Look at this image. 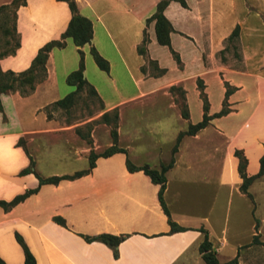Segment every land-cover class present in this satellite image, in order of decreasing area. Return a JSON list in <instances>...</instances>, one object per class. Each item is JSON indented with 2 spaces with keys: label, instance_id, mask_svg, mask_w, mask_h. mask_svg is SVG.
<instances>
[{
  "label": "crops",
  "instance_id": "obj_1",
  "mask_svg": "<svg viewBox=\"0 0 264 264\" xmlns=\"http://www.w3.org/2000/svg\"><path fill=\"white\" fill-rule=\"evenodd\" d=\"M10 1L0 0V6ZM158 1L74 0L91 24L90 44L80 49L82 75L100 99L98 115L116 110L121 124L132 101V147L126 151L95 157L80 175L39 183L38 177L87 169L90 150L100 149L76 130L92 117L66 123L60 109L46 113L74 88L65 82L79 59L69 37L50 48L31 91L0 93V200L30 191L8 208L0 206L3 264H23L15 234L35 264H205L198 249L204 235L218 264L234 257L235 264L248 262L237 256L249 235V205L238 189L234 151L245 159L246 176L258 172L264 148V0H170L162 10L171 26L168 45L156 41L154 20H147ZM69 18L64 0H24L14 10L17 45L0 56V70L26 69L38 48L60 37ZM235 27L237 35L228 42ZM89 46L108 62L107 71L96 66ZM147 60L157 73L141 69ZM170 86L182 90L185 117L169 100ZM200 91L211 117L183 134L171 152L177 134L202 119ZM223 100L226 112L212 116ZM126 158L155 169L172 159L162 195L180 229L170 231L158 184L141 170L129 171ZM239 208L246 213L244 227ZM99 234L123 238L114 247L84 239Z\"/></svg>",
  "mask_w": 264,
  "mask_h": 264
},
{
  "label": "trees",
  "instance_id": "obj_2",
  "mask_svg": "<svg viewBox=\"0 0 264 264\" xmlns=\"http://www.w3.org/2000/svg\"><path fill=\"white\" fill-rule=\"evenodd\" d=\"M23 1L24 0H11L8 4L0 6V16L4 17L5 13H7V12H10V14H11L12 33L13 34H14V25H13L14 10L19 4L23 3ZM64 1H66L67 5H68L69 11H70V18H69V21L66 25V28L60 34V37L58 39L50 40V41L46 42L45 44H43L40 48H38L35 56L31 60L30 65L26 69L19 71V72L1 71L0 70V93H4L7 91H12V90L17 89L22 94H26L33 89L34 83L39 78L42 77V75L44 73V69H45L44 63H45L47 53L50 50V48L61 47L64 44V38L69 37L72 40L73 44L77 48L79 59H78L77 68L75 70L69 72L66 75L65 82H66V84L71 85L74 88L72 91L68 92L66 95L57 99L56 101L52 102L48 107H46L47 116H49V110L50 109H60V110L66 111L70 106H72L74 104L78 93L81 92L82 90L87 91V93L89 95L93 96L94 99L101 105L100 99L97 96L94 88L90 84L87 83V81L84 79V77L82 75L84 64H83V54H82V51L80 48L84 44H90V39H91L90 21L87 18L81 16L77 12L74 0H64ZM169 1L170 0H159L155 5L153 13L150 15V17L147 18V20H154V32H155L156 41L159 44H164V45H168V43H169L168 34L171 31V26H170L169 22L167 21V19L164 17L162 10ZM175 1H178L181 5H184V0H175ZM0 29H3V33H5V34L8 33V29L6 27L0 26ZM236 35H237V28L235 27L231 31L230 35L228 36L227 41L233 43ZM8 40L9 39H6L4 42L7 43ZM145 43H146V37L143 36L141 41H140V44L137 46L138 53H140V54L144 53ZM16 45H17V41L15 40V37H14L12 44L9 45L8 48H6L2 52H0V56L5 55L7 53H11L14 50V48L16 47ZM171 52L174 56V59L176 61H178V57L176 56V54L173 51H171ZM89 53L92 56L94 63L96 64V66L99 69L104 70V71L108 70V62L97 53V51L95 50V48L93 46H89ZM141 69L143 70V68H141ZM229 91L230 90L227 87L225 90V96L228 94ZM200 96H201L202 101H203V103H202V108H203L202 119L195 124L188 125V127L185 131L179 132L177 134L176 139H175V143L171 148V152L175 151L177 142L179 141L180 137L183 134H192L195 131H197L198 129L204 127L205 124L207 123L208 119L211 117V116L206 115L207 101L205 100V97L201 91H200ZM224 104H225V100H223V102H222V108L220 109V111L214 113L212 116H217V115L225 113L226 108L224 107ZM0 109H1V105H0ZM106 115H107L106 112L102 113L103 117H105ZM181 115H182V117H185L186 116V110L181 112ZM116 151L124 152L125 150L122 148H110V149H108L105 152L100 153V154L94 153V152H89V154H88V168L87 169L75 172L71 176H51V177H47V178H41V177L37 176L38 181H39V183L56 182L60 178L73 177V176L80 175L92 167L93 160L95 159V157L106 156V155H109L110 153H113ZM241 160H242V162H241ZM171 163H172V159H170L166 164H161L158 169H155V168L148 167L146 164H143L141 166H134L133 164H131L129 162V160L127 158L125 160L126 168L129 171L141 170L144 174H146L149 177L151 182L158 184V190H157V194H156L157 200H158L163 212L165 213V215L167 217L169 215H168L167 208L164 204L162 194H163L164 185H165L164 173L168 169V167H170ZM30 164H31V162H30ZM244 166H245V159L241 155V158H238L237 171H238L240 177L243 178V181L245 183L251 177L257 176L262 172V169L264 166V148H263V153L259 158V169L255 175L246 176V174L244 172ZM29 192L30 191H25L22 194L16 195L14 198H12L8 202L0 200V206L3 207L4 209H6L9 206H11L12 204H14L15 202H17L20 199H22L23 197H25ZM54 220H56L59 223H62V220L60 218H54ZM168 223L170 225V231L181 228L180 226H178L174 222H172L169 219V217H168ZM15 237H16L17 242L21 245L22 250H23V264H35L34 257L30 253V251L28 250V248L26 247L24 242L22 241L21 237L17 234H15ZM122 238H123L122 235L112 236L109 234H99V235H95V236H84V239L87 241L99 240V241L107 244L110 247H114ZM198 249L201 252V258L205 264H218L217 259L215 257V253L210 250L209 243L207 242L205 235H204L202 241L200 242ZM0 264H3V262L1 260H0ZM223 264H235V257L228 260L227 262H225Z\"/></svg>",
  "mask_w": 264,
  "mask_h": 264
},
{
  "label": "rangeland",
  "instance_id": "obj_3",
  "mask_svg": "<svg viewBox=\"0 0 264 264\" xmlns=\"http://www.w3.org/2000/svg\"><path fill=\"white\" fill-rule=\"evenodd\" d=\"M0 23L1 27H6L8 29L7 34L3 33L4 36L0 34V52H2L12 44L14 39L10 12L5 13L4 17L0 16ZM1 32H3V29H0V33ZM6 39H9L7 43L4 42ZM141 68L148 74H155L158 72L151 60H147ZM168 92L169 100H174L175 103H177L181 114V112L185 110L182 103V90L179 87L170 86ZM161 98L162 97L159 96L158 100H161ZM224 107L226 108L225 104ZM100 109L101 105L94 97L89 95L87 91L82 90L78 93L74 104L66 111H58V114L63 117L66 123H78L92 117L89 122L84 123L76 130L88 144L92 145V142L96 141V144L100 146V149L94 153L100 154L110 148H122L126 151L129 146L132 147V101L125 107V112L127 114L121 124L118 123V113L116 110L106 112L107 115L103 117L102 113L98 115ZM90 152L93 151L90 150ZM234 155L237 159L241 158V151L235 150ZM238 189L246 196L249 205V235L246 242L241 246L237 256L241 260L248 259V262L244 264H264V166L259 175L251 177L245 183L243 178L240 177ZM235 205L236 202L233 198V215L236 213ZM238 216H240V221H242L244 227L246 221L245 210L239 208Z\"/></svg>",
  "mask_w": 264,
  "mask_h": 264
}]
</instances>
